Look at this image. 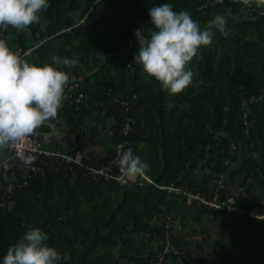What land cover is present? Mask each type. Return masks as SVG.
<instances>
[{
	"label": "trees",
	"instance_id": "trees-1",
	"mask_svg": "<svg viewBox=\"0 0 264 264\" xmlns=\"http://www.w3.org/2000/svg\"><path fill=\"white\" fill-rule=\"evenodd\" d=\"M160 2L51 0L40 23L0 29L30 62L77 59L62 67L83 78L84 95L83 104L59 109L54 119L76 133L65 137V152L80 151L82 163L32 175L8 194L0 181V259L30 226H40L60 264H264V7L255 0H166L201 27L223 14L228 29L201 47L193 83L171 93L134 61L135 34L153 27L149 9ZM77 128L86 132L82 139ZM89 139L104 153L87 155ZM128 147L149 162L144 173L157 185L141 174L135 182L116 179L117 157ZM13 173L24 182L19 166ZM194 195L234 197L240 209L189 202Z\"/></svg>",
	"mask_w": 264,
	"mask_h": 264
},
{
	"label": "clouds",
	"instance_id": "clouds-1",
	"mask_svg": "<svg viewBox=\"0 0 264 264\" xmlns=\"http://www.w3.org/2000/svg\"><path fill=\"white\" fill-rule=\"evenodd\" d=\"M50 3L51 0H0V29L13 32L11 26L24 29L33 23H40L42 12ZM255 3L257 7H264V0H255ZM149 12L153 27L147 32L142 28L135 34L139 48L134 61L160 81L164 89L171 93L181 92L194 81L195 73L191 63L198 57L201 47L214 41L217 29L225 35L228 34L227 17L216 14L208 21L209 27H201L199 20L194 19L188 9L178 10L173 3L166 0L154 4ZM41 27L45 25L41 24ZM28 33H31L30 30ZM19 48L21 46L17 44L13 48L0 36V149L24 140L37 129L36 136L45 150L75 155L65 152L67 148L64 139H56L55 136L49 140L45 138L41 134L44 130L41 125L49 124L50 129L55 128L56 132L63 133L65 137L76 134H65L67 126L61 124L59 127L54 120L45 122L57 116L66 96L67 85L70 79H75L62 66L71 68L78 60L57 55L53 57L54 63H33L21 55ZM102 107L105 114L104 104ZM56 143L62 145V150L56 149ZM33 159L29 155L24 158V163L30 164ZM53 160H56V166L66 163L55 157ZM117 163L121 172L129 177L143 174L150 167L149 162L135 153L132 147L118 155ZM52 167H48L46 171ZM11 173L15 185L16 176L13 170ZM0 181L5 186L1 174ZM49 239L50 234L44 228L30 226L8 247L3 259H0V264H60L61 253L49 244Z\"/></svg>",
	"mask_w": 264,
	"mask_h": 264
},
{
	"label": "built area",
	"instance_id": "built-area-1",
	"mask_svg": "<svg viewBox=\"0 0 264 264\" xmlns=\"http://www.w3.org/2000/svg\"><path fill=\"white\" fill-rule=\"evenodd\" d=\"M45 43V40L40 41L39 45H42ZM32 49L27 50L24 55H29L32 52ZM19 52H22V48H19ZM83 82L82 77H78L75 79H70L69 84L66 88V96L64 98L63 104L60 109L67 108L69 106H75L79 105L83 102V93L79 92V88L81 86V83ZM129 103H122V106L126 109H128ZM56 117L52 118L49 121H46L45 123L52 122ZM37 130V129H36ZM36 130L33 134L26 137L24 140L18 142V143H10L9 146L6 148L8 149L10 155L7 160H3L0 162V174L3 177L5 186L3 187V194H8L13 191V188L15 186L17 187H23L27 184L28 179L32 175H45L46 169L48 167L56 166V160H53L55 157L57 160L61 159L66 163H82V154L77 153L75 155H65L60 154L52 151H47L43 148V143L38 140L36 136ZM127 131V128L125 129V132ZM121 145L118 146L119 150H121ZM33 156L34 159L31 161L30 164L24 163V158L27 156ZM13 164L15 166H19V168L22 170V178L24 182H21L20 184H15L13 181V176L11 171L13 170ZM106 169V168H105ZM92 169L96 175H105L106 170L108 169ZM147 181L150 183H153L157 185V183L152 180L150 177H148L145 173L141 174ZM110 175L106 174L105 180L110 179ZM119 181L126 182L131 181L132 177L124 175L122 172L118 177L116 178ZM133 181V180H132ZM166 188V187H161ZM169 190H176L174 187H167ZM2 192V191H1ZM198 199L201 200L206 205H209L213 208H216L218 210L226 209L230 212H236L240 209L237 200L234 197H228L225 201L220 202L219 195H216L213 200H207L205 197H201L200 195H194L191 196L192 199ZM168 252V248H166L165 253ZM163 255V254H162Z\"/></svg>",
	"mask_w": 264,
	"mask_h": 264
},
{
	"label": "rangeland",
	"instance_id": "rangeland-1",
	"mask_svg": "<svg viewBox=\"0 0 264 264\" xmlns=\"http://www.w3.org/2000/svg\"><path fill=\"white\" fill-rule=\"evenodd\" d=\"M79 20V19H78ZM80 21V20H79ZM14 47H15V45H14ZM91 124H95V122H91ZM80 132L78 133L79 134V136L81 137L80 139H82V137H84L85 136V134H86V132L84 131V130H82V129H79V128H77ZM84 129V128H83ZM65 132V134H67V133H73L68 127H66V130L64 131ZM88 135H89V133H87ZM104 134V133H103ZM76 134H73V135H71V138L72 139H74V138H76ZM90 136V135H89ZM88 142V143H87ZM86 143V145L84 146V150H85V152L87 153V155H92V156H98L99 154H103L104 153V150L98 145V141L97 140H95V139H89L88 141H87ZM96 143V144H95ZM66 146V145H65ZM135 181V180H137V176H132V179H131V181ZM206 221V220H205ZM207 223V222H206ZM208 225V223L207 224H205V226L204 227H206ZM216 226H218L217 224H216ZM199 235H201V233L199 232V233H197L195 236H193V238L194 239H197L198 240V238L200 239V237H199ZM208 254H209V251H208ZM118 256H119V254H118ZM195 257H199V256H202L201 254H195L194 255ZM209 256H211V255H209ZM120 258V257H119Z\"/></svg>",
	"mask_w": 264,
	"mask_h": 264
},
{
	"label": "crops",
	"instance_id": "crops-1",
	"mask_svg": "<svg viewBox=\"0 0 264 264\" xmlns=\"http://www.w3.org/2000/svg\"><path fill=\"white\" fill-rule=\"evenodd\" d=\"M44 130L41 131V134H44L45 135V138H47L48 140L50 138L53 139V137L55 136L56 139H65V135L63 133H58L56 132V129L53 128V129H50V128H43ZM64 135V136H63ZM9 156V152L6 148L4 149H0V162L2 160H5L7 159Z\"/></svg>",
	"mask_w": 264,
	"mask_h": 264
}]
</instances>
